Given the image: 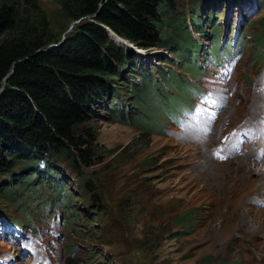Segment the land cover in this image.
<instances>
[{
  "label": "rangeland",
  "instance_id": "rangeland-1",
  "mask_svg": "<svg viewBox=\"0 0 264 264\" xmlns=\"http://www.w3.org/2000/svg\"><path fill=\"white\" fill-rule=\"evenodd\" d=\"M250 1L243 8L239 5L244 13L216 5L212 10L217 9L219 16L212 14L208 22L204 18L201 29L206 28L210 36L209 31L218 26L219 44L221 39L232 40L231 32L238 24L264 21V0L260 4V0ZM193 2L175 0L174 18L189 17ZM196 4L204 14L211 3L203 4L204 8ZM39 5L61 44L73 32L74 24L61 31L65 19L55 0H39ZM257 27L260 29L258 24L248 29L244 26L241 34L247 30L252 35ZM197 35L194 38L201 43V48L210 49L212 37ZM113 40H118V45L123 43L118 38ZM245 41L243 49L236 51L242 53L236 69L223 81L215 77L216 69L211 66L213 60L209 56L201 54L197 68L189 58L185 62L192 67L188 65L187 69L168 50L138 52L142 55L139 61L148 68L158 64L178 72L179 79L192 75L194 90L184 96L191 97L188 109L201 105L198 94L202 91L211 96L212 108L216 109L219 102L222 108L218 116L204 107L193 117H186L184 109L180 110V119L159 115L161 132L149 134L117 119H108L104 107L97 106L88 128L98 134L93 150L102 162L82 170L98 187L103 207L98 209L95 200L82 188L79 176L63 163L64 194L69 196V205L36 207L31 216L35 233L30 228L24 232L40 261L48 260L52 264H264V178H260L261 174L264 176V161L258 162L262 145L253 141L237 155L232 148L226 149V159L222 161L215 153L233 128L264 120V66H256L252 40L247 36ZM165 59L167 64L162 62ZM2 87L1 92L5 86ZM180 103L175 101L173 106ZM200 118L213 121L208 136L201 134L197 124ZM206 125L204 122V128ZM2 128L5 126L0 123ZM251 149L253 154L240 157ZM0 212L21 224V208L5 203L1 195ZM185 213L194 216L191 227L175 222ZM0 252L4 253L2 259L21 258L18 246L1 237ZM32 259L23 258L28 263Z\"/></svg>",
  "mask_w": 264,
  "mask_h": 264
},
{
  "label": "trees",
  "instance_id": "trees-1",
  "mask_svg": "<svg viewBox=\"0 0 264 264\" xmlns=\"http://www.w3.org/2000/svg\"><path fill=\"white\" fill-rule=\"evenodd\" d=\"M55 2L65 19L61 31L74 23L73 32L61 44L39 0H0V90L5 86L0 94V123L5 126L0 130V195L5 203L21 208L22 222L33 229L31 216L36 207L69 205L63 163L79 176L98 209L103 207L98 187L82 170L102 162L93 150L98 134L88 128L97 106L104 107L108 119L149 134L161 132L159 115L175 119L189 106L184 96L194 90L192 75L179 79L178 72L158 64L148 68L139 61L142 55L135 49L144 53L168 50L187 69L185 61L190 58L197 68L201 54L217 61L218 26L209 31L210 49H202L194 38L199 33L210 37L206 28L201 29L204 18L208 22L212 14L219 16L217 9L212 10L216 5L244 13L239 5L243 8L252 3L194 0L189 17L176 20L175 0ZM207 2L211 4L203 14L196 3L204 8ZM256 24L260 29L252 35L243 30L242 40L249 35L254 56L262 61L264 21L240 23L236 29ZM114 38L134 49L116 44ZM229 44L228 40L226 48L230 50ZM50 45L55 46L48 48ZM162 62L168 63L167 59ZM175 101L183 105L174 107ZM193 221L192 213L175 220L184 227H191Z\"/></svg>",
  "mask_w": 264,
  "mask_h": 264
},
{
  "label": "bare ground",
  "instance_id": "bare-ground-1",
  "mask_svg": "<svg viewBox=\"0 0 264 264\" xmlns=\"http://www.w3.org/2000/svg\"><path fill=\"white\" fill-rule=\"evenodd\" d=\"M238 31H239V33H238ZM233 36H234V38L232 39V40H230V42H231V44H230V46L235 50V51H241V49H243V46L246 44V38H247V36L249 37V35H247L243 40H242V34H241V28H240V30L238 29V27H237V29L235 28V33L233 34ZM239 36H241V37H239ZM250 38V37H249ZM116 39V38H115ZM251 40V39H250ZM242 46V47H241ZM253 53V57H254V59H255V64H256V66H258V65H260V66H264V59H262V61H260L259 60V58H255V56H256V54H254V52H252ZM255 55V56H254ZM264 55V54H263ZM262 55V56H263ZM206 129H208V130H210V129H213L212 128V126L211 125H206ZM253 143V142H252ZM250 149V148H249ZM260 150V149H259ZM241 153V152H240ZM249 154H253V150H251V151H249V153H245V154H243V156H240V157H245V155H249ZM256 154V153H255ZM254 154V155H255ZM236 155H237V153H236ZM246 168H250V166H248V167H246ZM249 171H251L250 169H248ZM264 178V176H262V174H261V177L260 178Z\"/></svg>",
  "mask_w": 264,
  "mask_h": 264
},
{
  "label": "water",
  "instance_id": "water-1",
  "mask_svg": "<svg viewBox=\"0 0 264 264\" xmlns=\"http://www.w3.org/2000/svg\"><path fill=\"white\" fill-rule=\"evenodd\" d=\"M74 23H72V25H73ZM71 25V26H72ZM113 33H110V36L112 35ZM120 39V38H119ZM121 41H123V43H122V45L124 44V45H127V46H129V47H131V48H133V46L131 45V44H129L128 42H126V41H124V40H122V39H120ZM114 41V40H113ZM62 42V41H61ZM116 44H119L118 43V41H114ZM55 45H50L48 48H51V47H54ZM2 89H3V87H2ZM2 89L0 90V94L2 93L1 91H2Z\"/></svg>",
  "mask_w": 264,
  "mask_h": 264
}]
</instances>
